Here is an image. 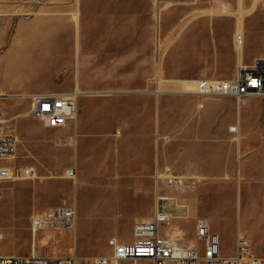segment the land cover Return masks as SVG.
I'll use <instances>...</instances> for the list:
<instances>
[{
    "label": "rangeland",
    "instance_id": "1",
    "mask_svg": "<svg viewBox=\"0 0 264 264\" xmlns=\"http://www.w3.org/2000/svg\"><path fill=\"white\" fill-rule=\"evenodd\" d=\"M224 1L232 6L231 16L214 22L201 19L194 30L195 23L189 24V19L215 5L214 0H0V83L25 80L24 89L35 92L74 88L80 38L81 87L114 91L112 95L79 97V111L88 107L87 118L79 123L84 136L75 145L79 157L70 137L74 124L46 127L32 115L30 97L13 94L0 100L4 119L0 129L20 137L16 158L0 163L34 166L38 174L35 179L0 183V255L29 253L36 242L38 255L75 254L90 264L93 257L112 253L109 239H133L135 220L141 215L153 217L159 194L172 197L163 203L172 213L169 234L187 242L194 239L197 218L210 213V189L204 192L202 208L196 200L197 182L174 191L165 185L157 187L154 173L164 164L174 168L168 151L175 136L170 122L179 115L174 108L165 110L164 100L183 96L186 104L193 94L182 89L184 85L195 89L190 80L219 77L220 71L232 75L238 67L234 34L239 0ZM253 1L243 0L244 9ZM77 10L80 36L73 19ZM63 27L68 31L65 37L52 40L53 30ZM244 28V62L253 67L254 58L264 55V0L244 16ZM52 45L62 49L60 64L43 59ZM41 72L49 78L29 82ZM165 78L174 79L168 80L173 84L169 88ZM252 98L262 105L258 112L246 109L243 117H264V97ZM195 116L197 111L181 113L185 133ZM72 153L76 160L78 157L74 170L83 183L66 175L76 161ZM88 162L94 163L90 170ZM48 170L58 177L45 178L51 175ZM193 173L183 174L198 175ZM73 203L77 208L74 229L45 227L32 235L35 209L46 211ZM218 233L221 252L232 255L236 251L233 230L222 227ZM260 251L264 252L263 246Z\"/></svg>",
    "mask_w": 264,
    "mask_h": 264
},
{
    "label": "crops",
    "instance_id": "2",
    "mask_svg": "<svg viewBox=\"0 0 264 264\" xmlns=\"http://www.w3.org/2000/svg\"><path fill=\"white\" fill-rule=\"evenodd\" d=\"M205 18H209L214 22L215 19L218 20L221 17H203L198 21H190L189 24L195 23L194 28H192L195 30L197 28L196 26L200 24L201 19ZM77 28V34L80 36L81 19ZM28 31H25L23 35ZM65 31L67 29L64 27L58 31L53 30L51 33L53 34L52 40L58 39L60 41L65 37ZM50 47V51L44 55L43 59L49 60L52 58L60 64L62 59H64L60 52L62 49L55 48L53 45ZM76 50L78 71L76 73L74 88L77 87L82 91L79 97L112 95L114 91L111 89H95L88 85L87 89L81 87L79 61L81 55L80 38L77 42ZM241 55L244 62L243 52ZM257 58H264V55H258L254 60ZM61 66L67 67L68 65L63 64ZM236 72L237 69L232 75H229L224 73V71H220L217 75L219 77H235ZM47 78L41 72L36 76L30 77L29 82H41ZM168 80L174 79H164L167 88L172 84ZM26 83L25 80H22L18 84L15 82L11 84L1 82L0 93L7 96L0 98V100L13 96V94L18 95V93L28 94L35 92L32 91L33 89H24L23 86ZM14 89H18L20 92L12 93L11 91ZM48 91L61 90L50 88L41 89L38 92ZM192 94L190 102L186 104L183 102L186 98L183 96L179 97V99H173L171 97L169 101L164 100L165 110H172L174 108L177 115H179L175 117L177 119L174 122H170V126H173L170 131L175 136L172 137V140H174L170 144L168 151L170 157L174 158V169L186 175H193V172H196V174L202 177L196 183L197 187L200 185L196 191L197 205L199 206L201 202V207L203 208L204 192L210 189V213L206 216L210 219L209 221L216 232H219L220 228L225 227L233 230L236 238L239 234H244L251 240L253 251L256 254L264 255V252L260 251V247H264V117H243V111L246 109H254L258 112L262 102L250 97L243 104L239 103L234 97H200L195 93ZM200 101L203 102L202 105L199 103ZM87 108V106H84L81 111H78L76 117L70 121V123L74 124L73 131H70L72 133L70 136L71 142L74 143V148L79 138L84 136L80 132L79 123L81 119L84 121L87 118ZM100 109H104L103 104L100 105ZM183 111L188 113H195L197 111V116L192 118L188 123L189 131L187 133H185V129L183 128L185 124L184 119L180 118ZM192 126H195V129H192ZM233 126L236 127L235 130L232 129ZM88 146L89 144H87V149ZM74 151L76 152V156L79 157V149L75 148ZM71 157L76 160L73 153ZM78 157L73 163V169L78 167ZM93 166V162H88L89 170ZM37 177L38 174L34 178L22 180L35 179ZM75 179H79L82 183L84 181L82 176L76 171ZM73 204L76 206V203ZM37 211L40 210H34V212ZM133 219L135 220V217ZM150 219L151 217L148 215H141L135 222ZM130 241L125 240L122 242Z\"/></svg>",
    "mask_w": 264,
    "mask_h": 264
},
{
    "label": "built area",
    "instance_id": "3",
    "mask_svg": "<svg viewBox=\"0 0 264 264\" xmlns=\"http://www.w3.org/2000/svg\"><path fill=\"white\" fill-rule=\"evenodd\" d=\"M239 33L237 36H239ZM237 39V38H236ZM263 59H256L253 67L240 66L235 77H203L196 80L193 93L200 97L227 96L244 103L250 97H264ZM1 96V95H0ZM31 99V113L48 128H64L79 111L78 95L75 91L34 93ZM202 105V103H201ZM1 118V110H0ZM1 123V122H0ZM236 129L235 126L232 127ZM17 148L14 134L0 129V161L11 160ZM75 172L72 169V175ZM35 168L29 165H3L0 163V183L9 176L33 175ZM154 179L159 185L182 189L197 181L176 171L171 165L157 166ZM1 197V190H0ZM171 198L159 194V204L150 220L137 221L133 228V239L122 242L109 239L112 253L108 256L93 257L90 264H134L135 261L149 260L152 264H264V255L256 254L251 240L244 234L236 238V251L232 255L221 252V239L206 217H198L195 224L196 242L173 236L167 232L172 218L165 203ZM77 218L75 205H56L35 214L31 219L33 233L46 225L71 227ZM202 243L201 244H199ZM0 264H84L75 254L66 256L38 255L32 250L26 254L0 255Z\"/></svg>",
    "mask_w": 264,
    "mask_h": 264
},
{
    "label": "bare ground",
    "instance_id": "4",
    "mask_svg": "<svg viewBox=\"0 0 264 264\" xmlns=\"http://www.w3.org/2000/svg\"><path fill=\"white\" fill-rule=\"evenodd\" d=\"M215 1V5H211L207 10H205V11H202V12H199V13H197V14H195L193 17H191L190 19H189V22L190 21H198L200 18H203V17H210V18H214V17H217V16H220V17H222V16H231V14H232V6H231V4L230 3H227L226 1H224V0H214ZM259 1L260 0H254L253 1V3H252V5H251V7L249 8V9H244V7H243V0H239V5H240V7L238 8L239 9V11H238V18H237V26H236V29H237V31L235 32V34H234V39H235V44H236V50H237V54H238V67H237V71H238V68L240 67V66H246V64L242 61V58H241V54H242V52H243V49H244V43H245V36H244V16L246 15V14H251V13H253L255 10H256V8H257V5H258V3H259ZM170 3H167V6L169 5ZM73 19H74V21H75V24H76V29H77V33H78V28H77V26H78V24H79V21H80V14H79V12H78V10L77 11H75L74 13H73ZM239 33H241L239 36H237ZM237 38V39H236ZM258 59H263V61H264V58H258ZM255 62H256V59L254 60V64H255ZM263 66H264V63H263ZM236 74H237V72H236ZM196 80L197 79H195V80H190V81H193V84H196ZM67 91H75L76 93H77V95H78V98H79V95H80V92L82 93V91L79 89V88H77V87H75V88H73V89H71V90H67ZM158 92H159V90H157ZM182 91L183 92H185V93H193V91H194V89H191L190 87H186L185 85H184V89H182ZM48 92H62V91H48ZM48 92H40V93H48ZM167 92V91H166ZM34 93H38V92H33V93H28V94H18L17 96H20V97H24V98H29V97H31V95L32 94H34ZM0 98H3V97H5V96H7V95H5V94H3V93H0ZM238 102H239V100H237ZM247 101V100H246ZM246 101L244 102V103H246ZM78 113V112H77ZM77 113H76V115H77ZM76 115L74 116V118L76 117ZM8 119V118H7ZM6 118H5V120H7ZM3 117L2 118H0V122L2 121L3 122ZM44 124V123H43ZM45 125V124H44ZM71 136V135H70ZM17 138V141L18 140H20V137L19 136H17L16 137ZM75 140V139H74ZM71 144V143H70ZM14 158H16V154H14V155H12V157H11V159H14ZM34 167V166H33ZM35 168V167H34ZM72 169L73 168H71V169H69L68 171H67V175L70 177V178H72V179H74L75 178V172L73 173V175L71 174L72 173ZM49 171V170H48ZM49 173L51 174L50 175V177L49 176H47V177H45V178H51V179H54V178H57L58 176H55V175H53V173H51L50 171H49ZM37 176V171H36V169H35V173L33 174V175H14V176H9L8 177V180H19V179H26V178H34V177H36ZM195 176V178H197V181H200L201 179H202V177L201 176H199V175H194ZM43 177V176H42ZM64 178H65V175H64ZM155 180V179H154ZM155 183H156V181H155ZM156 185H157V187H159L160 185L158 184V183H156ZM164 185L165 186H167L168 188H170L171 190H174V191H180V190H183L184 188H182V189H176V188H173L172 186H169V185H167V183L165 182L164 183ZM170 197V196H169ZM170 198H172V197H170ZM158 200H159V195H158V198H157ZM158 204H159V202H158ZM75 205V204H74ZM158 206V205H157ZM177 207H183V205H178ZM157 208V207H156ZM39 212H43V211H37V212H34L33 214H32V216H31V219H32V217L35 215V214H37V213H39ZM171 217H172V213H171ZM200 217H205V216H200ZM207 218V217H206ZM208 219V218H207ZM209 220V219H208ZM143 221H147V220H143ZM170 221H171V219H170ZM169 221V222H170ZM76 223H77V218H76V220H75V223L73 224V226H71V227H55V226H51V225H46L45 227H52V228H60V229H74L75 227H76ZM135 224V223H134ZM170 224V223H169ZM44 227V228H45ZM30 229H31V227H30ZM167 232L169 233L170 232V229L168 228L167 229ZM31 233H32V235L33 236H35L36 235V233H33L32 231H31ZM1 238H3V234L0 232V239ZM113 238H115V239H117L118 240V238H116V237H113ZM120 241V240H119ZM191 243H195L196 242V237H195V235H194V239L192 240V241H190ZM33 247H32V249H31V251L33 250L34 251V253L35 254H38L37 252H36V249H35V247L34 246H36V242H34L33 244ZM112 248V247H111ZM104 256H108V255H104ZM137 263V261H135L134 262V264H136ZM86 264H89V261L86 263Z\"/></svg>",
    "mask_w": 264,
    "mask_h": 264
}]
</instances>
